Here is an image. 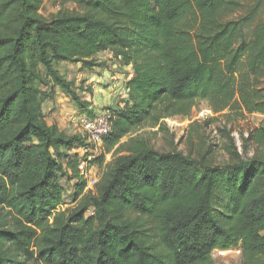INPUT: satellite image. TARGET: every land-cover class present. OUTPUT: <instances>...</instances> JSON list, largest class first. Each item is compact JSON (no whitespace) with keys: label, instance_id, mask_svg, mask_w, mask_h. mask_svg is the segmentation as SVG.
Segmentation results:
<instances>
[{"label":"trees","instance_id":"obj_1","mask_svg":"<svg viewBox=\"0 0 264 264\" xmlns=\"http://www.w3.org/2000/svg\"><path fill=\"white\" fill-rule=\"evenodd\" d=\"M41 2L0 0V264H214L212 251L238 246L242 264H264V160L199 164L134 136L198 100L264 115V18L247 31L264 0L241 14L248 0H63L74 10L48 26L33 15ZM105 51L131 72L88 160L74 152L85 138L47 125L41 105L58 87L86 108L57 65L92 70ZM248 142L264 146V126ZM108 153L85 191L80 163ZM64 177L81 196L71 209Z\"/></svg>","mask_w":264,"mask_h":264},{"label":"rangeland","instance_id":"obj_2","mask_svg":"<svg viewBox=\"0 0 264 264\" xmlns=\"http://www.w3.org/2000/svg\"><path fill=\"white\" fill-rule=\"evenodd\" d=\"M254 3V0H248L238 13H244L247 7ZM72 10L74 5L63 0H42L39 9L33 15L39 18L44 26H48L52 19L69 14ZM262 18H264V4L252 15L251 27L247 31ZM30 52L29 49L25 51V59L28 60ZM95 57L103 65L92 70H81L80 64L57 65L67 79L73 81L76 92L85 102L86 108H79L58 87L53 90L51 98L46 99L41 105L45 123L55 125L58 131L66 136L83 137L86 134L82 124L79 121L73 122L72 118L79 119L81 114L89 118L110 116L115 109L119 108V103L126 95L125 84L130 76L131 68H124L109 52L98 53ZM49 88L47 87V90H50ZM224 113H213L205 100H198L189 116L167 118L162 126H143L135 132L134 136H142L149 146L158 152H180L195 159L199 164L221 166L233 164L238 161V158L264 160V146H257L252 142L244 143V138H247L251 129L264 126V115L253 112L240 116L229 110H225ZM59 150H61L60 147ZM101 151L102 148H97L95 156H98ZM235 152L239 156H236ZM61 160L64 170L67 171L66 161L64 158ZM111 161H113L112 154L108 153L104 158V166L93 164L85 171L87 176L85 191H94L95 184L90 186V180H96L97 183L106 163ZM61 182L64 187V201L61 209H71L81 198L79 196L74 199L77 181L64 177ZM219 206L217 205L216 208ZM93 212L92 207H88L85 216L89 217L93 215ZM211 256L214 264H242L239 246L227 250H214Z\"/></svg>","mask_w":264,"mask_h":264},{"label":"built area","instance_id":"obj_3","mask_svg":"<svg viewBox=\"0 0 264 264\" xmlns=\"http://www.w3.org/2000/svg\"><path fill=\"white\" fill-rule=\"evenodd\" d=\"M72 121H79L86 133L85 136H83V138H85V145L78 147L74 150V152L80 156L87 154V159L91 160L92 158L96 157L95 153L97 148H102V139L109 131V116H94L89 118L81 114L79 119L72 118ZM87 169V163L81 162L79 165V171L80 175L84 179H87L85 172ZM95 183L96 180H90L89 185L93 186Z\"/></svg>","mask_w":264,"mask_h":264},{"label":"crops","instance_id":"obj_4","mask_svg":"<svg viewBox=\"0 0 264 264\" xmlns=\"http://www.w3.org/2000/svg\"><path fill=\"white\" fill-rule=\"evenodd\" d=\"M105 52H109V51H105ZM109 53H111V52H109ZM125 94V93H124Z\"/></svg>","mask_w":264,"mask_h":264}]
</instances>
